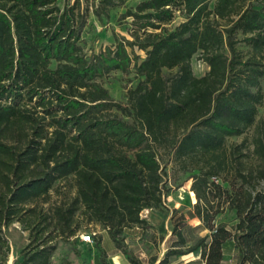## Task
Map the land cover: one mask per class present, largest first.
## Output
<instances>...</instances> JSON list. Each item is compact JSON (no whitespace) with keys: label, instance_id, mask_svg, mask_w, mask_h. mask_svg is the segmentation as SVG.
Returning a JSON list of instances; mask_svg holds the SVG:
<instances>
[{"label":"trees","instance_id":"16d2710c","mask_svg":"<svg viewBox=\"0 0 264 264\" xmlns=\"http://www.w3.org/2000/svg\"><path fill=\"white\" fill-rule=\"evenodd\" d=\"M127 1L0 0V264L11 224L28 232L18 264H51L53 241L76 237L82 221L113 245L95 264L118 253L130 264L190 254L199 259L188 264H223L232 253L264 264V0H144L119 16L130 39L87 55L89 15L108 19ZM112 72L134 73L125 102L100 82ZM251 128L254 167L247 139L228 143ZM162 161L188 174L196 202L172 208L163 259L137 261L122 234L163 209ZM64 180L72 197L49 205ZM223 214L231 221H216Z\"/></svg>","mask_w":264,"mask_h":264},{"label":"rangeland","instance_id":"374dc122","mask_svg":"<svg viewBox=\"0 0 264 264\" xmlns=\"http://www.w3.org/2000/svg\"><path fill=\"white\" fill-rule=\"evenodd\" d=\"M65 0H58L60 7L64 5ZM72 1V0H71ZM144 0H128L124 7L114 9L110 12L108 19L98 21L93 16L89 15L87 23L81 34V46L84 52L89 55L91 52L98 53L106 47L114 45L115 39L126 38L130 39L127 31L129 29V19L125 21L119 20V16L128 8H134L136 4ZM182 21V18L177 16L171 28L175 27ZM244 51L246 48H242ZM135 53L141 58L144 54L135 50ZM192 74L196 77H201L206 74L208 67L206 64L198 60V54L191 59ZM112 97L117 102H125L126 92L136 86L137 80L134 78V73L129 75H122L119 72H112L108 76L100 80ZM261 92L263 95L262 106L258 109L256 120L264 118V77L261 80ZM253 135V128L247 130L245 134L240 137H233L228 140V143L239 144L243 139H247V149L249 158L247 165L254 167L257 162L253 156L250 155L252 146L250 141ZM162 168L164 174V204L163 209L159 211L145 210L141 217L145 224L134 226L125 229L122 234L123 243L132 257L137 261L147 262L155 257L157 262L162 260L168 243L167 239L171 235L170 216L171 210L181 208L183 210L191 209L196 202L194 194L189 191L191 181H186L188 174L179 173L173 163H167ZM73 195V188L70 180L60 181L54 184L49 192V205L65 202ZM46 205L45 207H47ZM218 222L231 221L230 214H223L219 216ZM192 226L198 224L197 220L190 222ZM5 237L9 244V254L5 264H18L20 261L21 250L29 243L28 232L22 229L17 223H13L4 230ZM95 233L91 243H83L81 235ZM203 231L201 235L205 234ZM163 237V240L161 238ZM54 250L51 255V264H95L99 253H111L113 245L109 240L106 231L100 226L93 224H85L81 222V228L76 237L68 240H61L56 238L53 241ZM229 258V255L225 259ZM197 255L190 254L178 260H172L170 264H188L191 261H197ZM107 264H130L126 257L121 253L109 256L106 259Z\"/></svg>","mask_w":264,"mask_h":264},{"label":"crops","instance_id":"0c3cea01","mask_svg":"<svg viewBox=\"0 0 264 264\" xmlns=\"http://www.w3.org/2000/svg\"><path fill=\"white\" fill-rule=\"evenodd\" d=\"M229 255V258L225 259V257ZM223 264H236V260L234 258V253L226 254L223 259Z\"/></svg>","mask_w":264,"mask_h":264},{"label":"built area","instance_id":"2783aa9c","mask_svg":"<svg viewBox=\"0 0 264 264\" xmlns=\"http://www.w3.org/2000/svg\"><path fill=\"white\" fill-rule=\"evenodd\" d=\"M95 235V233L92 234H86V235H81V241L83 243H91L93 240V236Z\"/></svg>","mask_w":264,"mask_h":264}]
</instances>
